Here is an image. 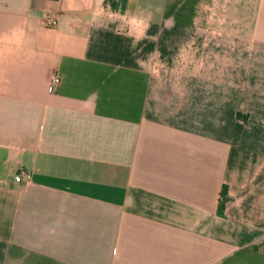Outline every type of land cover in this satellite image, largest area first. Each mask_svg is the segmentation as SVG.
Instances as JSON below:
<instances>
[{
  "label": "crops",
  "instance_id": "obj_1",
  "mask_svg": "<svg viewBox=\"0 0 264 264\" xmlns=\"http://www.w3.org/2000/svg\"><path fill=\"white\" fill-rule=\"evenodd\" d=\"M0 264H264V0H0Z\"/></svg>",
  "mask_w": 264,
  "mask_h": 264
},
{
  "label": "built area",
  "instance_id": "obj_2",
  "mask_svg": "<svg viewBox=\"0 0 264 264\" xmlns=\"http://www.w3.org/2000/svg\"><path fill=\"white\" fill-rule=\"evenodd\" d=\"M56 24H57V19L55 17H50L47 19V25L48 26H55ZM51 80H52L53 84H59V83H61L62 79H61V76L58 73H56L52 76ZM23 176H25L26 180H29L31 178L30 173H26V172L22 171L20 174H18L16 176V180L19 182L24 180Z\"/></svg>",
  "mask_w": 264,
  "mask_h": 264
},
{
  "label": "trees",
  "instance_id": "obj_3",
  "mask_svg": "<svg viewBox=\"0 0 264 264\" xmlns=\"http://www.w3.org/2000/svg\"><path fill=\"white\" fill-rule=\"evenodd\" d=\"M223 195H224V196L227 195L226 188H224V190H223ZM224 207H225L224 203H221V204H220V211L223 212V211H224Z\"/></svg>",
  "mask_w": 264,
  "mask_h": 264
}]
</instances>
